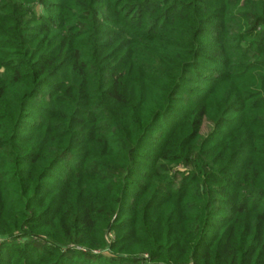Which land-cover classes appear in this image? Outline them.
<instances>
[{
    "label": "trees",
    "instance_id": "1",
    "mask_svg": "<svg viewBox=\"0 0 264 264\" xmlns=\"http://www.w3.org/2000/svg\"><path fill=\"white\" fill-rule=\"evenodd\" d=\"M0 264H264V0H0Z\"/></svg>",
    "mask_w": 264,
    "mask_h": 264
},
{
    "label": "rangeland",
    "instance_id": "2",
    "mask_svg": "<svg viewBox=\"0 0 264 264\" xmlns=\"http://www.w3.org/2000/svg\"><path fill=\"white\" fill-rule=\"evenodd\" d=\"M46 1L55 2L56 0H46ZM35 13L36 14H43L44 13V10L41 7L38 6L35 9ZM210 130H211L210 125L205 124V126L203 127V134H204V136H207L210 133Z\"/></svg>",
    "mask_w": 264,
    "mask_h": 264
}]
</instances>
